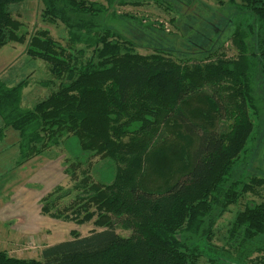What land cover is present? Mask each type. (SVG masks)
I'll list each match as a JSON object with an SVG mask.
<instances>
[{"label":"trees","instance_id":"1","mask_svg":"<svg viewBox=\"0 0 264 264\" xmlns=\"http://www.w3.org/2000/svg\"><path fill=\"white\" fill-rule=\"evenodd\" d=\"M21 1L0 0V47L24 38L9 11ZM41 3L42 21L66 30L65 45L46 30L30 39L28 54L46 61L53 77L40 83L50 93L33 108L21 105L27 79L12 87L0 81V142L8 129L17 133L21 166L76 137L87 158L109 161L115 171L103 183L81 169L85 161L63 163L72 184L55 186L40 200V212L91 224L90 232L71 231L69 240L43 248L40 259L0 252V264H199L203 258L226 264L232 252L239 261L264 264V201H249L235 213L224 245L214 242L229 207L264 189V177L244 173L260 114L256 81L264 83V0L237 6L243 21L231 35L235 57L219 55V47L182 62L160 50L137 53L105 23L107 6L95 0ZM170 160L180 163L177 179L149 189L148 166L161 171ZM118 227L130 234L119 235Z\"/></svg>","mask_w":264,"mask_h":264},{"label":"rangeland","instance_id":"2","mask_svg":"<svg viewBox=\"0 0 264 264\" xmlns=\"http://www.w3.org/2000/svg\"><path fill=\"white\" fill-rule=\"evenodd\" d=\"M95 1L107 6L105 23L132 41L136 52L141 55L160 50L172 54L178 62L200 61L221 47L217 51L219 55L224 53L227 58L236 56V46L231 40V35L238 24L243 21V15L237 8L241 0H235L232 4L228 0H129L135 1L134 4L114 0L111 5L104 0ZM42 8L41 0H22L20 3L10 5L9 11L21 25L19 34H23L24 38L20 42H9L0 47V81L12 87L24 79L28 80V86L23 90L21 102L25 109L33 108L35 104L48 96L51 87L42 86L40 83L53 79L49 64L41 58L37 59L28 54L30 39L43 30H46L52 39L63 46L67 38L62 24L42 21ZM256 90L260 98V114L259 120L255 122L254 136L256 139L248 144L251 148L249 150L251 155L244 173L249 176L264 177V83L257 80ZM173 133L176 134V130L171 128L168 139H175ZM11 135L17 137L15 131L8 129L6 137L9 138ZM13 140L9 138L8 143L10 144ZM64 145H59L45 156L56 160L57 157H61L63 163L69 160L85 161L81 169L88 167V171L97 182L107 183L112 180L115 171L114 164L98 160V157L87 158L89 153L81 149L76 137L71 136L64 142ZM13 148L14 145H9L8 151L0 155V159L9 154V149ZM156 155L159 156L158 153ZM0 161L3 162V160ZM179 165L180 163L176 160H170L168 168L165 166L161 171L148 166L145 180L148 188L163 190L169 186L180 174ZM1 167L3 169L0 170V201L6 204L12 198L18 204L30 203L29 210L32 201L37 202L55 186L61 185L68 188L72 184L64 173V165L62 172L65 176L56 175V173L49 176L50 168L41 171L31 170L35 167L34 165L19 171L7 162ZM26 174L27 177H25ZM8 179L16 180V182L24 179L18 193H14V190L18 188V183L15 185L12 184L15 181L7 183ZM254 193L241 197L239 202L230 206L218 220L214 240L216 245H224L226 231L237 211L249 201L257 203L264 201V189H256ZM14 205L19 207L16 204H9L0 211V252H6L17 259H40V251L44 246L43 241L49 233L61 234L60 229L62 228L59 227L64 228L63 223L55 230H41L36 235L22 236L19 234L21 233L19 222L14 218V212L17 209ZM8 208H13V211ZM90 229L91 224L72 223L71 231L85 235L90 232ZM116 232L124 237L130 234L129 231L122 230L120 227ZM66 236L68 237L69 234ZM261 242L264 244V237L261 238ZM256 256L257 254H254L251 258ZM199 264H207L206 259L203 258ZM226 264H254V260L239 261L236 259V254L232 252L231 260Z\"/></svg>","mask_w":264,"mask_h":264},{"label":"crops","instance_id":"3","mask_svg":"<svg viewBox=\"0 0 264 264\" xmlns=\"http://www.w3.org/2000/svg\"><path fill=\"white\" fill-rule=\"evenodd\" d=\"M9 138L14 139L13 141L10 142V144L8 143ZM9 138L5 137L4 140L0 142V155H3L5 152L8 151L7 148L9 147V145H12V146L14 145L13 149H9L10 153L6 154L2 159H0V160H3V162L0 161V170L3 169L1 166L7 162L9 165L10 164L14 165L17 171H19L21 169L24 170L25 168L31 167L32 165H34L35 167L31 168V170L37 169L38 171H41V170L50 168L51 173L49 176H51L53 173H56V175H62L63 174V172H62V170H63L62 158L57 157V160L55 158L51 159V157L47 158L45 156V154L29 160L26 163L22 164L21 166H17L16 165V162L18 160L17 137L15 135H11ZM27 176L28 175L26 174L25 177H27ZM23 180H21V181L18 180L16 182V180L8 179L7 183H11L13 181H15L12 183L13 185L18 183V188H16L14 190V193H18V189L21 188ZM50 191L46 192V194H48ZM46 194H44V196ZM44 196H42L37 202L32 201L30 210L28 209V205L30 203H19L18 204V202L13 201L12 198H10L6 204H4L3 202L0 201V211L2 208L5 209L7 207L6 205L9 206V204H11V205L16 204L17 206H19V207H15V205H14V207L17 208L14 212V218L19 222L18 224L20 225L19 227H20V232H21L19 234L22 236L27 237L28 235H31V234L36 235L41 230H48V231H50L52 229L55 230L58 226H60V224L63 223L62 226H64V228L61 226L59 227V228H62V229H60L62 233L60 234V233L55 232L53 235L49 233L47 235V238L43 241L44 242L43 248L51 246V245L59 243V242H62V241H65V240H69L71 238L70 237V231L72 230V223L71 222H63V221L54 220L52 218H49V217L41 214V212H40V200ZM9 209H11V211H13V208H8V210ZM65 224H68V225H65ZM68 234H69V236L67 237L66 235H68Z\"/></svg>","mask_w":264,"mask_h":264}]
</instances>
